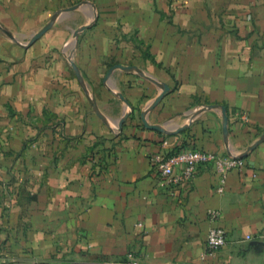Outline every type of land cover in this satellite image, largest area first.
I'll list each match as a JSON object with an SVG mask.
<instances>
[{
  "label": "crops",
  "instance_id": "1",
  "mask_svg": "<svg viewBox=\"0 0 264 264\" xmlns=\"http://www.w3.org/2000/svg\"><path fill=\"white\" fill-rule=\"evenodd\" d=\"M187 148L245 165L175 190ZM138 256L264 264V0H0V264Z\"/></svg>",
  "mask_w": 264,
  "mask_h": 264
},
{
  "label": "built area",
  "instance_id": "2",
  "mask_svg": "<svg viewBox=\"0 0 264 264\" xmlns=\"http://www.w3.org/2000/svg\"><path fill=\"white\" fill-rule=\"evenodd\" d=\"M243 118L248 121L246 116L243 115ZM156 163L158 164L161 178L175 190L192 182L201 168L211 166L220 177L219 193L224 192L228 173L235 169L241 170L245 165L244 161L238 157L221 156L195 148L184 149L167 158L159 156L156 158ZM177 168H180V171L175 173ZM219 216L220 213L218 211L210 212L212 221H216ZM138 226L142 225L138 224ZM246 239L251 240V237L248 236ZM226 244L227 235L223 229L212 228L209 230L206 238L207 253L215 254L225 247ZM129 264H143L142 256L133 258Z\"/></svg>",
  "mask_w": 264,
  "mask_h": 264
},
{
  "label": "water",
  "instance_id": "3",
  "mask_svg": "<svg viewBox=\"0 0 264 264\" xmlns=\"http://www.w3.org/2000/svg\"><path fill=\"white\" fill-rule=\"evenodd\" d=\"M45 30H46V29H45ZM45 30H43L42 32H45ZM167 90H169L168 87H166V91H167ZM254 147H255V146L249 148L248 151H249V152L252 151V150L254 149Z\"/></svg>",
  "mask_w": 264,
  "mask_h": 264
}]
</instances>
